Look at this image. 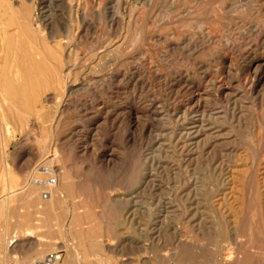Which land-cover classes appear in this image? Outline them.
I'll list each match as a JSON object with an SVG mask.
<instances>
[{"label": "rangeland", "instance_id": "rangeland-1", "mask_svg": "<svg viewBox=\"0 0 264 264\" xmlns=\"http://www.w3.org/2000/svg\"><path fill=\"white\" fill-rule=\"evenodd\" d=\"M226 2H235V6L230 9ZM197 7L203 8V12ZM36 9L48 15L51 24L34 35L32 30L27 33L24 29V18ZM196 9L199 18L191 19L190 27L185 26L186 23H171L173 12L164 13L178 10L187 14ZM81 15L88 21L90 32L78 24ZM200 18L208 22L200 23ZM205 27L214 32V40H201L200 28ZM262 28L264 0H225L224 4L207 0H96L93 3L88 0H0V81L3 80L0 115H5L2 121L0 119V256L5 255L3 264L12 260L30 264L37 253L45 256L53 247L63 256V239L54 226L56 218L61 221L66 216L63 204H74L77 209L98 205L95 210L103 208L109 223L121 227L129 217L127 209L132 195L142 213L136 214L131 242L110 248L112 252L93 258L92 264H225L237 258L250 264H264V67L258 70L253 65L252 74H247L243 64L236 61L237 52L227 53L225 48V43L231 42L236 48L251 45L248 58L264 56V37L258 45H252ZM50 30L51 35L56 36L51 44L48 42ZM174 32L185 35L180 49L167 45ZM189 40L196 43L192 49L186 47ZM21 41L30 47L33 58L42 59L49 66L57 61L61 65L66 63L63 68L69 67L68 82L75 85L64 97L60 98L56 85L49 84L35 90L37 93L30 95L32 99L29 97L28 104L14 101L10 88L24 86L26 82L19 72L23 62L18 61L21 58L8 45ZM55 43L61 45L60 49ZM47 47L52 49L50 57ZM59 51L62 55L58 56ZM222 54L226 58L232 56L234 63H221ZM195 60L205 62L215 81V89L206 86L202 70L194 67ZM180 70L193 72L181 79L196 85L193 90L206 98L199 105H193L187 115L179 106L193 90L173 91V82L168 83L167 88L163 77L154 74L161 72L160 76L173 79V72ZM253 70L257 71V76ZM124 71L133 75L132 79L116 83L113 76L122 78ZM221 86L226 89L223 94L216 90ZM152 100L154 108L151 109ZM135 104L157 111L158 116L140 112L128 115V109ZM169 107L175 108L170 111ZM115 111L119 113L116 121ZM191 118L203 119L209 129L206 141L197 145L189 134ZM5 122L9 124L10 133L4 129ZM145 123L148 127L143 131ZM131 137H135L134 141ZM157 139L163 140V147H157ZM89 144L95 148L97 156H102L97 157V161L82 157L79 152V147ZM53 157L51 164L46 163ZM102 159L104 165L100 163ZM43 164L50 166L56 183L66 193H63L65 201L57 199L55 191L53 193L55 203L59 202L57 206L62 207H57L56 217L47 206L44 209L47 202L42 204L40 200L48 187L32 182L29 186L33 185L38 193L35 196L23 193L32 178H47L42 172ZM36 167L38 171L34 173ZM14 190L13 196L8 197V191ZM147 209L152 211L147 212ZM88 213L94 215L95 212L89 209ZM24 214L29 215L32 221L29 226L35 235L49 239L50 243L37 249L26 245L15 248V252L6 251L3 239L19 227V219ZM161 215H166L173 227L183 228L181 238L187 242H176L172 231L157 228L156 220L163 219ZM184 216L200 223L203 235L183 221ZM47 229H51V233ZM104 240L111 242L108 238ZM235 240L241 244H235ZM22 255H25L23 259Z\"/></svg>", "mask_w": 264, "mask_h": 264}, {"label": "bare ground", "instance_id": "bare-ground-1", "mask_svg": "<svg viewBox=\"0 0 264 264\" xmlns=\"http://www.w3.org/2000/svg\"><path fill=\"white\" fill-rule=\"evenodd\" d=\"M79 1V0H78ZM90 3H93V2H96V0H88ZM208 2H210V3H212V2H219V3H222V4H224L225 3V0H207ZM236 1V0H235ZM259 1V0H258ZM238 2V1H237ZM104 2H102L101 1V4H103ZM205 3V2H204ZM209 4V3H208ZM226 5H228L229 6V8H230V6L232 7H234L235 6V2H231V3H228L227 4V2H226ZM241 5V4H240ZM240 5H238V6H240ZM225 6V5H224ZM202 7V6H201ZM200 7V9L202 10L203 8H201ZM205 7V6H204ZM236 7H237V5H236ZM241 7V6H240ZM252 8V7H251ZM197 9H198V7H197ZM197 9L196 10H189L188 12H187V10H186V12H187V14L186 13H184L183 11L181 12H179L178 10H174V11H172V10H165L164 11V13H169V11H171V12H173L172 13V21H171V23H181V24H183V23H186V25L185 26H188V27H190L189 25H188V23L190 24V22H191V19H196L197 18V16H198V14H196L198 11H197ZM207 9H209V6H208V8ZM213 9V8H212ZM212 9H211V11L210 12H212ZM216 9V8H215ZM222 9V8H221ZM226 9V8H225ZM231 9V8H230ZM236 9V8H235ZM239 8H237V10H238ZM199 10V9H198ZM201 10H199V12L201 11ZM214 10V9H213ZM224 10V9H223ZM150 11V10H149ZM148 11V12H149ZM155 11V10H154ZM160 11V10H159ZM205 11V10H204ZM208 11V10H207ZM230 11H232V10H230ZM160 12H162V11H160ZM201 12H203V11H201ZM200 12V13H201ZM209 12V11H208ZM225 12H227V11H225ZM150 13V12H149ZM156 13V12H155ZM205 13V12H204ZM228 13V12H227ZM230 13V12H229ZM242 13V12H241ZM153 14H154V12H153ZM216 14H218V13H216ZM231 14V13H230ZM239 14H240V12H239ZM136 15H137V13H136ZM148 15V14H147ZM159 15V14H158ZM161 15V14H160ZM170 15V14H169ZM204 15V14H203ZM202 15V16H203ZM207 15H208V13H207ZM206 15V16H207ZM210 15V14H209ZM208 15V16H209ZM212 15V14H211ZM49 16L48 15H46V14H43V12L41 11V10H38V9H36V10H33L32 12H29L28 14H26V16H25V18H24V20H25V23H24V29L27 31V33H28V31L30 30H32L33 32V34L34 35H36V33L38 32H42L43 30H45L44 28H46L47 26H48V24H51V22H50V19L48 18ZM142 17V16H141ZM158 17V16H157ZM156 17V18H157ZM201 17V16H200ZM235 17V16H234ZM240 16H238L237 18H239ZM198 18H199V16H198ZM197 18V19H198ZM202 18V17H201ZM200 18V19H201ZM211 19H212V17H211ZM219 19V18H218ZM21 20V19H20ZM204 20V19H203ZM149 21H151V20H149ZM156 21V20H155ZM158 21V20H157ZM219 21V20H218ZM20 22V21H19ZM148 22V21H147ZM198 22V21H197ZM203 21H202V19H201V22L200 23H202ZM207 22H208V20H207ZM207 22H203V23H207ZM212 23H213V19H212V21H211ZM150 23V22H149ZM155 23V22H154ZM170 23V24H171ZM210 23V22H209ZM21 24V23H20ZM78 24H80L82 27L84 26V30H86L87 29V26H88V21L86 20V18H85V16H83V15H81V17L78 19ZM157 24V23H156ZM257 24H258V22H257ZM23 25V24H22ZM80 25H78L77 26V28L79 29V27H80ZM86 25V26H85ZM91 25V24H90ZM190 25H192V22H191V24ZM194 25V24H193ZM196 25V24H195ZM210 25V24H209ZM229 25V24H228ZM256 25V24H255ZM254 25V26H255ZM201 26V25H200ZM205 26V25H204ZM23 27V26H22ZM211 27H213V26H211ZM215 27V26H214ZM213 27V28H214ZM31 28V29H30ZM50 28V27H49ZM88 28H90V27H88ZM191 28H193V26L191 27ZM23 28H22V30H24ZM77 29V30H78ZM153 29H154V27H153ZM187 29V28H186ZM199 29V28H198ZM24 30V31H25ZM83 30V29H82ZM88 30V29H87ZM151 30V29H150ZM163 30V29H162ZM200 30H202L199 34H200V37H201V40H203V39H207L208 41H211L212 39L214 40L215 38H212L213 36V34H214V32L212 31V30H210L209 29V27L207 28V27H205V28H203V29H201L200 28ZM258 30V29H257ZM24 31H22V32H24ZM30 31H29V33H30ZM89 32H90V30H88ZM165 31H167V30H165ZM185 31V30H184ZM183 31V32H184ZM230 31V30H229ZM169 31H167V33H168ZM180 32V31H179ZM187 32H188V29H187ZM190 32V31H189ZM218 32V31H217ZM54 33V32H53ZM164 33V32H163ZM163 33H161V34H163ZM171 33H173V32H171ZM190 33H192V32H190ZM194 33V32H193ZM25 34V33H24ZM52 34V31L50 30L49 31V37L48 38H50V41H48L47 39H46V41H48L49 43L50 42H53L54 40H55V37L56 36H52L51 35ZM169 34V33H168ZM216 34V33H215ZM25 35H31V34H25ZM33 35V36H34ZM86 35V34H85ZM172 35V34H171ZM195 35V34H194ZM256 35V34H255ZM254 35V36H255ZM170 36V35H169ZM168 36V37H169ZM184 33H176V32H174V35H173V38L170 40V42L167 44L168 46H170L171 48H179V45H180V43L182 42V40L183 39H185L184 38ZM164 37V36H163ZM225 37V36H224ZM256 37H257V39H255L256 41H254V43L252 44V45H254V47L256 46V45H258V43L259 42H261L262 41V39H263V37H264V29L262 28V29H260L259 31H258V34L256 35ZM27 38V40H28V37L26 36L25 37V39ZM35 38V37H34ZM198 38V37H197ZM223 38V37H222ZM24 39V38H23ZM227 39V38H226ZM197 40H199V39H197ZM229 40V39H228ZM207 41V42H208ZM231 41V40H230ZM48 42H45V43H47L48 44ZM204 42V41H203ZM228 42V41H227ZM45 43H43L44 45H45ZM184 43H185V41H184ZM183 43V44H184ZM209 43V42H208ZM247 43H249V42H247ZM246 43V44H247ZM51 44V43H50ZM49 44V45H50ZM56 44V46L55 47H61V45L59 44V43H55ZM196 43L195 42H191V40H189L188 41V43H186V47L188 46V47H190L191 48V46L192 45H195ZM202 44V43H201ZM261 45H262V43H260ZM203 45V44H202ZM201 45V46H202ZM210 45V44H209ZM209 45H208V47H209ZM214 45H215V43H214ZM213 45V46H214ZM241 45H244V44H241ZM31 46H32V44H31ZM198 46V45H197ZM225 48H226V50H228L227 51V53L228 52H230V53H234V52H237V54H236V57H237V59H236V61H238V62H240L241 64H243V68H244V70L247 72V74L248 73H250V71L252 70V66L254 65V68L255 67H260V68H262L261 66H263L264 67V56H262V57H258V58H256V57H250V58H248L249 56L248 55H250L249 54V51L251 52V50H250V47H251V45L250 46H248V45H246V46H244V47H241V48H236L233 44H232V42L231 43H225ZM239 46H240V44H239ZM8 47L9 48H14L15 49V51H16V54L21 58V59H18V61H20L21 60V63L23 62V64H22V66H20V70L21 71H19L20 73H22V75H23V78L25 79V85H27V86H29V88L30 89H27L26 88V86L24 85V86H22L21 84H19V85H21V86H14V87H12V88H10L11 90H12V92H10L11 94H13V95H11V96H13V99H14V101L16 102V103H26V104H28L27 102H29L28 101V99H29V97H31L30 95L32 94V93H34V92H36L35 90H37L39 87H45V86H48L49 84H51V85H49V86H52L53 84L54 85H56L59 89H60V98H62V97H64V95L66 94V93H68L69 92V90H71V87L72 86H74L75 85V83H69L68 81H69V76H70V70H69V67H65V68H63V66H65L66 65V63H65V65H61V63L59 62V63H57L56 62V60L55 61H53V62H56V63H54V65H52V66H49V65H47V64H45V62H43V60L42 59H36V58H33V56H32V51L29 49L30 47H28L26 44H24V43H22V41L21 42H19L18 44L16 43V44H12V43H9V45H8ZM45 47H46V45H45ZM57 47V48H58ZM60 47H59V49H60ZM200 47V46H199ZM203 47V46H202ZM223 47V46H222ZM48 49V51H47V54H48V56L50 57V55H51V50L52 49H50L49 47H47ZM197 48V47H196ZM195 48V49H196ZM209 48H211V47H209ZM33 49V48H32ZM180 49V48H179ZM192 49V48H191ZM212 49H214V48H212ZM254 49V48H253ZM261 50H262V48H260ZM56 50V49H55ZM190 50V49H189ZM188 50V51H189ZM201 50V49H200ZM206 50H208V49H206ZM259 50V49H258ZM257 50V51H258ZM183 51H185V50H183ZM191 51H194V50H191ZM199 51V50H198ZM201 51H203V49L201 50ZM209 51V50H208ZM213 51V50H212ZM220 51H222L221 49H220ZM259 52V51H258ZM196 53V52H195ZM199 53V52H198ZM203 53V52H202ZM205 53H207V52H205ZM224 53H226V52H224ZM253 53V52H252ZM56 54H57V52H56ZM59 54H61L60 53V51H59V53H58V56H59ZM197 54V53H196ZM215 54V53H214ZM221 54V53H220ZM261 54V53H260ZM6 55V54H5ZM62 55V54H61ZM209 55H211V54H209ZM218 55H219V53H218ZM228 55V54H227ZM233 55V54H232ZM246 55V56H245ZM258 55V54H257ZM203 56V55H202ZM214 56V55H213ZM212 56V57H213ZM234 56V55H233ZM248 56V57H247ZM61 57V56H60ZM63 57V56H62ZM210 57V56H209ZM56 58V57H55ZM198 58V57H197ZM205 58V57H204ZM52 59V58H51ZM192 59V58H191ZM195 59V58H194ZM202 59H203V57H202ZM215 59V58H214ZM217 59V58H216ZM204 60V59H203ZM208 60V59H207ZM221 63H225V62H227V63H229V64H233L234 63V58H232V56L231 57H229V58H226V56H225V54H222V57H221ZM191 61V60H190ZM63 62V61H62ZM208 62V61H207ZM212 62V61H211ZM214 62V61H213ZM212 62V63H213ZM63 63V64H64ZM208 63H210V61L208 62ZM51 64H53V63H51ZM68 64V63H67ZM238 64V63H237ZM191 65V64H190ZM224 65V64H223ZM67 66V65H66ZM69 66V65H68ZM192 66V65H191ZM213 66V65H212ZM211 66V67H212ZM220 68H221V66L220 65H218ZM227 66V65H226ZM234 66V65H233ZM236 66V65H235ZM194 67H196V69L197 70H202L201 71V74L204 76V78H205V80H206V83L208 84V85H206V86H210V88L212 87V88H214L215 86H216V84H215V81H214V79L210 76L211 74H210V72H209V70L207 69V67H206V65H205V62H203V61H196L195 60V62H194ZM206 67V68H205ZM0 68H2V65L0 66ZM71 68V67H70ZM213 68V67H212ZM225 68V67H224ZM223 67H222V70L224 69ZM234 68H236V67H234ZM260 68H258V70L260 69ZM132 69V68H131ZM189 69V68H188ZM214 69H215V67H214ZM231 69V68H230ZM122 70V69H121ZM126 70H128V69H126ZM175 70V69H174ZM179 70V69H178ZM225 70V69H224ZM228 70H229V68H228ZM233 70V69H232ZM1 71V70H0ZM9 71V70H8ZM129 71V70H128ZM128 71H124L125 73H124V75H122V78H118V75H114L113 77L115 78V79H117V81L118 82H116V83H119V82H121V81H123V80H125V79H129V80H131L132 79V77H133V75H131V74H129L128 73ZM198 71V72H199ZM210 71H212L211 69H210ZM230 71V70H229ZM213 72V71H212ZM227 71H225V73H226ZM234 72V71H233ZM5 73H6V71H5ZM161 72H159V74H160ZM170 73V72H169ZM191 73H193V72H191ZM190 73V71H187V70H180V71H174L173 72V75H175V78H173V79H171V77H168V76H160L159 74H156V73H154L155 75H156V77H158V78H160V77H163V81H164V83H165V86H167V88H168V83H171V82H173V84H171V87L173 88V91H176V92H180L181 90H183V89H185V91L187 90V91H192L193 90V88L194 87H196V85H193L191 82H187V81H183L181 78H187V76L189 75V74H191ZM219 73V72H218ZM253 73H254V76H255V74L257 73V71L256 70H253ZM259 73V72H258ZM121 74V73H120ZM223 74H224V71H223ZM245 74V73H244ZM250 74H252V73H250ZM6 75V74H5ZM22 75H21V77H22ZM232 75V74H231ZM172 76V75H171ZM199 76H200V74H199ZM256 76H257V74H256ZM3 77V76H2ZM202 77V76H201ZM228 78H230L229 77V74H228V76H227ZM249 77V76H248ZM168 78H170V79H168ZM220 78V77H219ZM225 78V77H224ZM227 78V79H228ZM232 78H233V76H232ZM231 78V79H232ZM252 78H253V76H252ZM118 79H120V80H118ZM227 79H225V80H227ZM246 79H248V78H246ZM202 80V79H201ZM230 80V79H229ZM253 80V79H252ZM1 81H3V80H1ZM1 81H0V83H1ZM160 81H161V79H160ZM203 81V80H202ZM254 81V80H253ZM258 81V80H257ZM5 82V81H4ZM7 82V81H6ZM5 82V83H6ZM218 82V81H217ZM216 82V83H217ZM230 82V81H229ZM228 82V83H229ZM256 82V81H255ZM5 83H2V84H5ZM129 83V82H128ZM131 83V82H130ZM134 83V82H133ZM143 83V82H142ZM221 83V82H220ZM254 83V82H253ZM8 84V83H7ZM122 84V83H121ZM127 84V83H126ZM205 84V83H204ZM218 84V83H217ZM222 84V83H221ZM224 84V83H223ZM250 84V83H249ZM257 84V83H256ZM255 84V85H256ZM130 85V84H129ZM163 85V84H162ZM191 85H193L192 87H191ZM251 85V84H250ZM3 86V85H2ZM48 86V87H49ZM128 86V85H127ZM253 86V85H252ZM8 89H9V86H6ZM201 87V86H200ZM205 87V86H204ZM203 87V88H204ZM226 87H228V86H226ZM133 88V87H132ZM164 88V87H163ZM166 88V87H165ZM209 88V89H210ZM225 87H223L222 88V86L221 87H217L216 88V90L220 93V94H223V93H225V90L226 89H224ZM0 89H2V87H0ZM9 89V90H10ZM40 89V88H39ZM56 89V88H55ZM209 89H208V91H209ZM215 89V88H214ZM228 89V88H227ZM171 90V89H170ZM205 90V89H204ZM250 91V90H249ZM171 92V91H170ZM197 91H192V92H188L187 93V95L185 96V99H183V101H182V104L179 106V108L181 109V112H183V114H185V115H187V114H189V113H191L192 111H191V108H192V106L193 105H199L202 101H204L206 98L205 97H203V94H201V93H196ZM213 92V91H212ZM37 93V92H36ZM175 93V92H174ZM206 93V92H205ZM235 93V92H234ZM176 94V93H175ZM181 94V93H180ZM211 94V93H210ZM229 94H232V93H229ZM217 95V94H216ZM174 96V95H173ZM210 96V95H209ZM220 96V95H219ZM224 96V95H223ZM222 96V97H223ZM226 96H227V94H226ZM230 96V95H229ZM43 97V96H42ZM208 97V96H207ZM3 98V97H2ZM38 98V97H37ZM226 98V97H225ZM30 99H32V97L30 98ZM212 99V98H211ZM34 100V99H33ZM39 100V99H38ZM42 100V99H41ZM209 101H210V98L208 99ZM213 100V99H212ZM44 101V100H43ZM216 101H218V100H216ZM61 102V101H60ZM154 101L152 100V102L151 103H149L150 104V106H149V108L151 107V109L152 108H154V103H153ZM23 105V104H22ZM178 105V104H177ZM143 106V105H142ZM147 106V107H148ZM169 106V105H168ZM1 107V106H0ZM172 107V106H171ZM198 107H200V106H198ZM170 108V107H169ZM175 108V107H174ZM174 108L173 109H169L170 111L171 110H174ZM202 108V107H201ZM179 109V110H180ZM182 109H184V111H182ZM195 109V108H194ZM193 109V110H194ZM218 109V108H217ZM176 110V109H175ZM201 110V109H200ZM128 115H131V114H133V113H136V112H140V113H142V114H144V113H147V115H148V113H149V115H151V116H153V115H156V116H158L157 114H158V112L156 111H150L149 109L147 110L146 108H140V107H137L136 106V104L134 105V106H131L129 109H128ZM195 112V111H194ZM205 112V111H204ZM203 112V113H204ZM3 113H4V111H3ZM11 113V112H10ZM219 113H220V111H219ZM22 114V113H21ZM137 114V113H136ZM182 114V115H183ZM17 115V114H16ZM15 115V116H16ZM115 115V116H114ZM114 120L116 121V120H118V117H119V113L118 112H114ZM162 116H164V113L163 114H161ZM208 115V114H207ZM9 116H11V117H13L14 115H11V114H9ZM20 116V115H19ZM133 116V115H132ZM199 116V115H198ZM197 116V117H198ZM5 117V115L2 117L1 115H0V119H1V121H2V119ZM21 117V116H20ZM202 118H203V116H202ZM18 119H20L19 117H18ZM138 119V118H137ZM13 121H14V118L12 119ZM138 121V120H137ZM145 121V120H144ZM15 122V121H14ZM191 123H190V127H189V130H190V133L189 134H191V135H193V139L192 140H194V144H199L200 142H202V140H204L205 139V141H206V138H207V136H208V134H209V129H208V127H206L204 124H203V119H194V118H191V121H190ZM22 123V122H21ZM138 125V124H137ZM5 127L6 128H4L5 130H6V132H11V131H9V130H11L10 129V127H9V124H8V122H5ZM147 127H148V123H145L144 125H143V131H145L146 129H147ZM188 130V131H189ZM135 138V137H134ZM134 138L133 137H131L130 138V140H133L134 141ZM137 141V140H136ZM135 141V142H136ZM218 143V142H217ZM77 144V143H76ZM156 144H157V147H159V148H161V147H163V140L162 139H157V141H156ZM215 146V144H213L212 145V147H214ZM98 147V146H97ZM74 148H75V146H74ZM175 148V147H174ZM77 150V149H76ZM75 151V150H74ZM79 152L81 153V156L82 157H89V158H91L92 160H94V161H97V157L99 158H101L102 156H97L98 154H96L95 153V148L93 147V148H91V146H90V144L89 145H86V146H84V147H82V148H80L79 147ZM241 152V151H240ZM233 155V154H232ZM48 159H49V157H48ZM55 159V157H53L52 159H50V160H48L46 163H49V164H51V162H52V160H54ZM105 159V158H104ZM105 161V160H104ZM104 161H103V159L100 161V163L101 164H103L104 163ZM104 165V164H103ZM10 166V165H9ZM43 166L44 167H46L47 168V171L48 172H45V171H42L43 172V174L44 175H46L47 176V178H48V174H51L52 176H54V174H53V171L51 170V168H50V166H48V165H45V164H43ZM43 167V168H44ZM52 167V166H51ZM37 168V167H36ZM53 168V167H52ZM43 170V169H42ZM37 171H38V168L37 169H35L34 170V173H37ZM13 173V172H12ZM32 175V174H31ZM56 175V174H55ZM46 178V179H47ZM147 178V177H146ZM46 179H44V180H38V179H31L30 181H29V183H28V181H27V183H28V185H27V188H25V191H23V193H25V195H36L38 192L35 190V189H33V185L32 186H29V184L30 183H32V182H34L35 184H40L42 187H48V189L49 190H47V191H49V192H47V191H45V192H47V195L46 196H43V193L40 195V200L41 201H43V203L42 204H44V202L46 201L47 203L45 204V207H44V209H47V207H48V209H49V211H51V212H53L54 213V216H55V214H56V210H58V209H61V208H59L57 205H58V201L56 200V202H58V203H55V201H54V199H53V193H54V191H55V193H56V195L58 196V197H56L57 199L59 198V200H60V198H62V200H64L63 198H65L64 197V194H66V193H64V190L60 187V185H58L57 183H56V181L52 184V185H49V186H47L46 184H45V182H46ZM54 179H56V177L54 176ZM62 179H63V177H62ZM64 180V179H63ZM146 180V179H145ZM59 182V181H58ZM146 182V181H145ZM60 183H62V182H60ZM33 184V183H32ZM71 185V184H70ZM64 186V185H63ZM11 187V186H10ZM12 188H10V190H11ZM6 190V189H5ZM13 192H15V190L14 191H8V193H7V196L9 197L10 195H12L13 196ZM64 193V194H63ZM132 195V194H131ZM187 195H189L188 193H187ZM66 196V195H65ZM68 196V195H67ZM131 197V200H130V207H128V209H127V212H128V218L126 217V219H124V221H123V224H124V226H121V227H118V226H115V225H111L110 223H109V221L104 217V215H103V208H101V209H99V210H95L94 209V207H97L98 205H91L90 207H86V206H83V207H79L78 209L74 206V204H67V203H65V204H63L62 206H63V209L62 210H65L66 211V216H65V214L64 213H62V214H64V218L61 220V221H59V219L57 220V218L55 219L56 221H55V223H54V226H56L55 228H56V230H57V234L59 235V237L61 238V239H63V241L61 242L62 243V245H61V247H63L64 248V251H65V253L63 254V256L59 253V251L60 250H55V249H57V248H55L54 249V247L51 249L52 250V252H48V253H57V255H58V259L55 261V264H88V263H91L92 264V262H90V261H92L93 260V258H97V257H99V256H101V255H103L105 252H112V247H116V246H119V245H121V244H124V243H128V242H131V240H132V234L134 233V223L136 222L135 221V219H136V214L137 213H142V209H141V206L138 204L139 202L135 199V200H132V198L134 197V198H136L135 197V195H132V196H130ZM38 198V197H37ZM45 198V199H44ZM121 198V197H120ZM4 199V198H3ZM7 197L5 198V201H4V203H5V205L7 204ZM39 200V199H38ZM62 200H61V202H62ZM65 201V200H64ZM127 202V203H128ZM19 203V202H18ZM62 204V203H61ZM169 204V203H168ZM12 205V204H11ZM47 206V207H46ZM60 206V205H59ZM57 207H58V209H57ZM99 207V206H98ZM2 208H3V206H2ZM23 209V208H22ZM89 209L91 210V209H93L94 210V215H90L88 212H89ZM182 209V208H181ZM11 210V209H10ZM61 210V211H62ZM76 210H80L79 212H76ZM180 210V209H179ZM147 212H149V211H152V209H147L146 210ZM165 211V210H164ZM164 211H162V213L164 212ZM19 212V211H18ZM21 212V211H20ZM156 212H159L158 210L156 211ZM52 213V214H53ZM161 213V212H160ZM185 213H186V215H187V212H183V214L185 215ZM127 214V213H126ZM22 216V219L20 220L19 219V227H16L15 229H13V231H11V233H10V235L8 236V237H4V239H3V245H4V247H5V250L7 251V249H11L13 252H15V248H17V247H25L26 245H28V246H30V247H36V249H37V247H41V246H46V245H49V243H50V241H49V239L48 240H46V239H42V237L41 238H39V237H37V235H35V232L33 231V228L32 227H30L29 225L31 224V219L29 218V215L28 214H24V215H21ZM53 216V215H52ZM162 216V215H161ZM56 217V216H55ZM163 217V219H161V220H159L158 221V219L156 220L157 221V224H156V226H157V228L159 229V230H165V231H172V233L174 234L173 236V239L174 238H176L177 239V241L176 242H187V240H183L181 237H182V231H181V229H183V228H181L180 230L178 229V228H176V227H173V225H172V223H170V220H168V217H166V215H164V216H162ZM187 217L188 216H184V217H182V219H183V221H185V222H187L188 224H190L191 225V228L195 231V232H197L199 235L201 234V235H203V233H202V230H203V227L201 226V224L200 223H198V222H196L195 220V222L192 220L191 221V219H192V217L191 218H188L187 219ZM142 218V217H141ZM157 218H159V217H157ZM161 218V217H160ZM251 219V218H250ZM13 221V220H12ZM53 221V220H52ZM140 221V220H139ZM154 223V222H153ZM156 223V222H155ZM33 224V223H32ZM136 225V224H135ZM15 226V225H14ZM53 226V227H54ZM140 226V225H139ZM175 226V225H174ZM178 227V226H177ZM50 228V227H49ZM54 228V229H55ZM207 228V227H206ZM48 230V229H47ZM155 230V229H154ZM163 230V231H164ZM49 231V233H51V229H49L48 230ZM161 231H160V233H161ZM159 232V231H158ZM165 233V232H164ZM134 235V234H133ZM163 235V234H162ZM207 235V234H206ZM46 236V235H45ZM105 238H108L109 240H111V242L109 241V242H106L104 239ZM190 238V237H189ZM60 239V240H61ZM59 240V241H60ZM196 243V242H195ZM234 243L235 244H241L240 242H238V240H235L234 241ZM57 244V243H56ZM111 248V249H110ZM23 249V248H22ZM40 248H38V250H39ZM45 249V248H44ZM38 250H36V251H38ZM9 251V250H8ZM21 251V250H20ZM47 253V254H48ZM46 254V255H47ZM25 255H27V253H25ZM24 255V256H25ZM23 255H22V259H23V257H24ZM36 256H37V258L36 259H42V257H44V256H42L41 257V253H37L36 254ZM14 257V256H13ZM29 258V257H28ZM35 258V257H34ZM108 258V257H107ZM4 259H5V255L3 256V255H1L0 256V264H3L4 263ZM27 259H25V261H26ZM12 261H16V262H18V263H20V264H22L23 262H20L19 260H12ZM21 261H23V260H21ZM24 261V262H25ZM228 261V262H227ZM226 261V263L225 264H250V263H248V262H245V261H243V260H241L240 258H237V259H235V260H227ZM114 262V261H113ZM94 263V262H93ZM102 263H104V261L102 262ZM108 264V263H107ZM130 264V263H129ZM253 264V263H252ZM258 264V263H257Z\"/></svg>", "mask_w": 264, "mask_h": 264}, {"label": "built area", "instance_id": "built-area-1", "mask_svg": "<svg viewBox=\"0 0 264 264\" xmlns=\"http://www.w3.org/2000/svg\"><path fill=\"white\" fill-rule=\"evenodd\" d=\"M44 171H47V168L44 167ZM55 182L54 177L51 174H48V178L46 179L45 184L47 186L52 185ZM47 192H43V196H46ZM58 259V255L57 253H48L47 255H45L42 259H34L33 261H31L30 264H55V261ZM6 264H20L16 261H9Z\"/></svg>", "mask_w": 264, "mask_h": 264}]
</instances>
